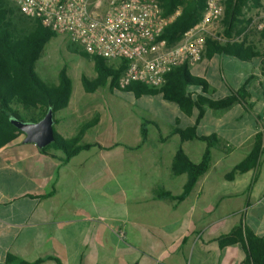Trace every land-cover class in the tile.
<instances>
[{
    "label": "crops",
    "instance_id": "obj_1",
    "mask_svg": "<svg viewBox=\"0 0 264 264\" xmlns=\"http://www.w3.org/2000/svg\"><path fill=\"white\" fill-rule=\"evenodd\" d=\"M259 1L260 8L244 11L243 24L230 33L231 42L253 52L251 59L206 57L204 51L189 67L207 83L204 96L219 100L238 93L243 100L224 112L206 110L197 123V136L215 134L220 142L188 196L159 199L155 191L181 194L187 176L171 173L178 148L193 163L200 161L205 143L181 142L173 133L195 125L196 109L187 116L160 94L71 90L67 107L53 114V131L68 140L93 122L79 144L100 148L66 160L62 150L44 154L24 143L23 134L0 148V264H15L6 262L8 256L28 264H243L240 245L220 249L216 239L240 221L264 234V134L257 169L232 181L224 178L231 169H218L232 158L239 163L255 135L264 133V28L258 29L264 0ZM216 28L222 35L223 24ZM191 91L201 93L198 87Z\"/></svg>",
    "mask_w": 264,
    "mask_h": 264
},
{
    "label": "trees",
    "instance_id": "obj_2",
    "mask_svg": "<svg viewBox=\"0 0 264 264\" xmlns=\"http://www.w3.org/2000/svg\"><path fill=\"white\" fill-rule=\"evenodd\" d=\"M163 16L171 15L178 6L180 14L162 32L160 40H164L168 46L174 45L182 34L195 25L201 18L204 10L203 0H155ZM259 0H226L222 18L223 41L207 38L205 55L211 57L214 54L235 57L239 60H249L254 54L247 52L249 48L237 42H231V31L237 25L243 24L240 19L243 10L260 8ZM22 16V15H21ZM14 12L6 2L0 0V148L13 141L22 133L12 124L11 120L36 123L44 117L48 110L52 113L61 111L67 107L71 82L66 69L62 68L58 75V84L46 85L35 71V63L39 60L44 46L56 36L55 33L44 28L39 21L31 20L30 30L27 33H17L14 24ZM88 61L92 62L96 77L88 80L81 77V84L85 92L91 93L109 86L124 92H130L134 97L155 96L160 94L166 101L175 103L183 114L191 115L193 109L198 111L194 126L184 130L174 129L181 142L197 140L205 143V151L198 163H193L181 148H178L173 157L171 173L173 176L185 174L187 180L181 194L172 196L169 192L155 191L157 198H172L181 201L188 196L196 181L209 168L211 161V149L216 147L220 140L215 134L209 136H197L196 125L203 117L206 110L224 112L243 100V96L233 93L219 100H213L205 95L207 83L194 77L186 65L178 66L168 72L165 83L160 89H152L140 83H130L124 88H119L118 80L124 70L123 64L113 63L83 53ZM198 87L201 93H193L192 88ZM24 112H22V111ZM38 110V115L31 112ZM93 122L82 125L77 135L72 139H63L53 131L54 141L46 147L39 149L46 154L49 150H62L65 159H69L76 153L91 148H100L97 144L80 145L79 141L84 131L91 127ZM142 137L145 138L144 124L142 125ZM264 133H258L253 139V145L249 153L238 164L231 168L225 175V180L232 181L236 175L255 170L259 167L262 155V138ZM251 184L249 185L250 189ZM220 249L228 246L240 245L244 252L243 264H264V234L257 235L241 221L225 234L216 239ZM7 263L28 264L12 256H8Z\"/></svg>",
    "mask_w": 264,
    "mask_h": 264
},
{
    "label": "built area",
    "instance_id": "obj_3",
    "mask_svg": "<svg viewBox=\"0 0 264 264\" xmlns=\"http://www.w3.org/2000/svg\"><path fill=\"white\" fill-rule=\"evenodd\" d=\"M3 1L23 17L65 35L87 55L123 64L119 88L140 83L160 89L168 72L182 65L192 67L201 60L207 38L224 39L217 34L216 25L223 18L226 0H203L200 20L172 46L160 36L180 14V6L163 16L155 0ZM263 28V24L258 26L259 30ZM260 52L264 69V44Z\"/></svg>",
    "mask_w": 264,
    "mask_h": 264
},
{
    "label": "rangeland",
    "instance_id": "obj_4",
    "mask_svg": "<svg viewBox=\"0 0 264 264\" xmlns=\"http://www.w3.org/2000/svg\"><path fill=\"white\" fill-rule=\"evenodd\" d=\"M7 5L13 9V18L17 33H27L30 30L31 21L26 20L11 5ZM244 11L246 10H243V12ZM219 25V29L221 31L222 20L219 22ZM221 33L223 35V30ZM83 53V48L79 44L71 43L63 34H56V36L44 46L39 60L35 63V71L46 85L55 86L58 84V75L60 70L65 68L67 76L71 82L73 93L85 94L81 84V77L84 76L88 80H94L96 73L92 62L83 57ZM99 89L103 91H115L114 88L109 86V82L104 87ZM120 93L126 92L120 91ZM141 105L144 106L143 104ZM143 114L146 118H149V114L144 111ZM151 136L152 135L149 131L148 137L151 138ZM235 164H238L237 158L229 159L218 169V172H228ZM230 209H234V206H231ZM222 211L224 215L228 210H225L224 208ZM231 211V213H233L236 211V209Z\"/></svg>",
    "mask_w": 264,
    "mask_h": 264
},
{
    "label": "water",
    "instance_id": "obj_5",
    "mask_svg": "<svg viewBox=\"0 0 264 264\" xmlns=\"http://www.w3.org/2000/svg\"><path fill=\"white\" fill-rule=\"evenodd\" d=\"M11 124L25 136L24 143L34 144L38 149H42L54 141L51 110H48L44 117L36 123L12 119Z\"/></svg>",
    "mask_w": 264,
    "mask_h": 264
}]
</instances>
